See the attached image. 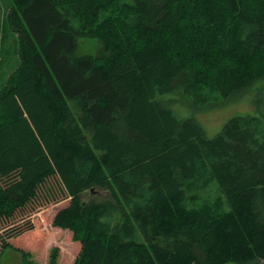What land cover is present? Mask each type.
<instances>
[{
	"label": "trees",
	"instance_id": "16d2710c",
	"mask_svg": "<svg viewBox=\"0 0 264 264\" xmlns=\"http://www.w3.org/2000/svg\"><path fill=\"white\" fill-rule=\"evenodd\" d=\"M6 22L0 264L57 202L35 240L69 234L72 264H264V114L210 137L167 97L207 109L263 79L264 0H12Z\"/></svg>",
	"mask_w": 264,
	"mask_h": 264
},
{
	"label": "rangeland",
	"instance_id": "374dc122",
	"mask_svg": "<svg viewBox=\"0 0 264 264\" xmlns=\"http://www.w3.org/2000/svg\"><path fill=\"white\" fill-rule=\"evenodd\" d=\"M11 3L12 0H0V87L3 86L7 77L19 64L17 36L6 22V14ZM101 46L102 43L98 38H80L78 52L79 54H97ZM167 97L176 100L172 106L179 118H195L201 123L206 134L212 137L218 134L233 116L238 114H264V78L222 105L207 109H194L189 104L190 100L185 95L177 92L169 93ZM97 190L98 193H104L103 189ZM84 198L99 199V196L97 191L90 192L88 190L84 193ZM62 203H47L40 206L39 212L33 216L34 230L27 235V239L18 237L11 240L12 242L14 240L13 244L16 247L13 245L5 248L1 255V264H25L22 253L17 248L28 252L30 258L36 264H48L49 255L54 246L59 247L60 264H72L79 253L80 246L71 239L69 234L51 239L46 245L44 241L35 240L38 233L41 234L46 232V229L51 228L53 214ZM229 264L237 263L232 262Z\"/></svg>",
	"mask_w": 264,
	"mask_h": 264
},
{
	"label": "water",
	"instance_id": "95a60500",
	"mask_svg": "<svg viewBox=\"0 0 264 264\" xmlns=\"http://www.w3.org/2000/svg\"><path fill=\"white\" fill-rule=\"evenodd\" d=\"M94 191V189H92V192Z\"/></svg>",
	"mask_w": 264,
	"mask_h": 264
}]
</instances>
